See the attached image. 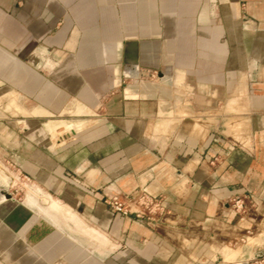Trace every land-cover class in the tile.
Segmentation results:
<instances>
[{"label": "crops", "instance_id": "crops-1", "mask_svg": "<svg viewBox=\"0 0 264 264\" xmlns=\"http://www.w3.org/2000/svg\"><path fill=\"white\" fill-rule=\"evenodd\" d=\"M16 174L77 209L69 228L2 197ZM139 191L160 207L107 203ZM260 250L264 0H0V264Z\"/></svg>", "mask_w": 264, "mask_h": 264}, {"label": "rangeland", "instance_id": "rangeland-1", "mask_svg": "<svg viewBox=\"0 0 264 264\" xmlns=\"http://www.w3.org/2000/svg\"><path fill=\"white\" fill-rule=\"evenodd\" d=\"M6 175L3 174V177H6ZM11 179H12L11 185L8 187L7 191L11 193L12 198L14 197V199L16 200H21L25 202V200L28 197H32V199L36 203L35 204L36 206H28L30 207L31 210L38 212L40 216L45 217L46 219H48V221L54 223L55 225L57 221L60 223L62 227L69 228L70 224L67 222L68 221L67 217L70 215V211L71 213L72 212L75 213L76 212L75 210L77 209L71 208L70 206L66 205L63 201H60L64 203L62 204L64 206L62 209H59V210L53 209L51 206H49V203L46 200L45 194H48V193H46L45 191H42L43 192L42 193L40 190H36L37 193L35 192V189H37L38 186H37V183L32 178L26 177L22 174H16V175H13ZM53 198L56 200V196ZM43 213L52 214L53 218L56 220H54L53 222L51 218H49ZM71 226L73 227L74 225L72 224Z\"/></svg>", "mask_w": 264, "mask_h": 264}, {"label": "built area", "instance_id": "built-area-1", "mask_svg": "<svg viewBox=\"0 0 264 264\" xmlns=\"http://www.w3.org/2000/svg\"><path fill=\"white\" fill-rule=\"evenodd\" d=\"M130 203V205L127 204ZM107 203L116 211H122L129 213L133 205H139L146 207L149 210H154L160 207L158 199L149 195L145 191H139L135 194L126 196L125 199H120L116 196L109 197ZM235 206L237 210H244L245 202L241 199L235 201ZM138 213V211H136ZM251 264H264V250L256 252L251 260Z\"/></svg>", "mask_w": 264, "mask_h": 264}, {"label": "bare ground", "instance_id": "bare-ground-1", "mask_svg": "<svg viewBox=\"0 0 264 264\" xmlns=\"http://www.w3.org/2000/svg\"><path fill=\"white\" fill-rule=\"evenodd\" d=\"M35 192L37 193L36 189H35ZM2 197H7V196H5L4 194H2ZM30 198H31V199H30ZM11 199H12V198H11ZM31 201H32V202H31ZM25 203H27V204H29V205H30L31 203L34 204V205L36 204L35 201L32 199V197H28V198L25 200ZM35 206H36V205H35Z\"/></svg>", "mask_w": 264, "mask_h": 264}, {"label": "water", "instance_id": "water-1", "mask_svg": "<svg viewBox=\"0 0 264 264\" xmlns=\"http://www.w3.org/2000/svg\"><path fill=\"white\" fill-rule=\"evenodd\" d=\"M6 196H7L8 198H12L11 194H9V193H7Z\"/></svg>", "mask_w": 264, "mask_h": 264}]
</instances>
